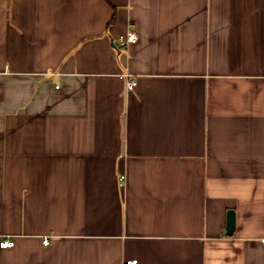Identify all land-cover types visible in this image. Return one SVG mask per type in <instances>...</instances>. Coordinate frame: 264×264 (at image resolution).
Listing matches in <instances>:
<instances>
[{
	"label": "crops",
	"instance_id": "0c3cea01",
	"mask_svg": "<svg viewBox=\"0 0 264 264\" xmlns=\"http://www.w3.org/2000/svg\"><path fill=\"white\" fill-rule=\"evenodd\" d=\"M3 239L0 264H264V0H0Z\"/></svg>",
	"mask_w": 264,
	"mask_h": 264
},
{
	"label": "built area",
	"instance_id": "2783aa9c",
	"mask_svg": "<svg viewBox=\"0 0 264 264\" xmlns=\"http://www.w3.org/2000/svg\"><path fill=\"white\" fill-rule=\"evenodd\" d=\"M138 39V34H137V30L136 27L134 25L130 26L129 31L126 33V35L124 36H120L118 39V45L120 47H125L128 44H130L131 42H134ZM118 45L116 44V48H118ZM127 76L129 77V74H127ZM137 85V80L136 79H131L127 82V86L128 88H133L134 86ZM124 176H122L120 178L121 181H123ZM264 241V239H263ZM44 243H48V238H44L43 240ZM13 245V241L10 239H3L0 241V246L2 248H7V247H11ZM125 264H138V259L137 258H131V259H127Z\"/></svg>",
	"mask_w": 264,
	"mask_h": 264
},
{
	"label": "water",
	"instance_id": "95a60500",
	"mask_svg": "<svg viewBox=\"0 0 264 264\" xmlns=\"http://www.w3.org/2000/svg\"><path fill=\"white\" fill-rule=\"evenodd\" d=\"M236 225V217L234 210H228L227 212V226H226V233L228 235H232Z\"/></svg>",
	"mask_w": 264,
	"mask_h": 264
}]
</instances>
